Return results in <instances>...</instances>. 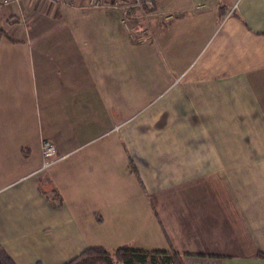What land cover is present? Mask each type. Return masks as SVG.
Listing matches in <instances>:
<instances>
[{"label": "crops", "instance_id": "1", "mask_svg": "<svg viewBox=\"0 0 264 264\" xmlns=\"http://www.w3.org/2000/svg\"><path fill=\"white\" fill-rule=\"evenodd\" d=\"M153 1L172 16L145 37L119 9L0 5V246L17 264H66L96 222L114 248L264 264V0ZM45 139L60 160L43 170Z\"/></svg>", "mask_w": 264, "mask_h": 264}, {"label": "built area", "instance_id": "2", "mask_svg": "<svg viewBox=\"0 0 264 264\" xmlns=\"http://www.w3.org/2000/svg\"><path fill=\"white\" fill-rule=\"evenodd\" d=\"M40 3L63 4L79 8L119 9L123 15V25L136 37H145L147 31H150L148 17L151 14H159L166 18L172 16L169 13L164 14L161 10H158L153 0H0L1 6L17 5L20 8L33 7ZM203 6L204 4L201 2L196 4L197 9H201ZM132 22L135 25H139L138 28H133ZM41 154L43 160L42 169L50 167L58 160L56 158V146L48 139L42 141Z\"/></svg>", "mask_w": 264, "mask_h": 264}, {"label": "trees", "instance_id": "3", "mask_svg": "<svg viewBox=\"0 0 264 264\" xmlns=\"http://www.w3.org/2000/svg\"><path fill=\"white\" fill-rule=\"evenodd\" d=\"M242 21L248 26L244 19ZM4 33V30L0 26V39L4 36ZM189 255L198 254L184 253L181 255L174 249L170 251L157 249L147 250L122 246L115 250H110L104 246H90L66 264H159V260L164 264H170V262L175 263V258L181 259L182 257L180 256L187 257ZM256 255L264 259L263 251H258ZM0 264H17L1 246Z\"/></svg>", "mask_w": 264, "mask_h": 264}, {"label": "rangeland", "instance_id": "4", "mask_svg": "<svg viewBox=\"0 0 264 264\" xmlns=\"http://www.w3.org/2000/svg\"><path fill=\"white\" fill-rule=\"evenodd\" d=\"M69 18L71 19V20H73V23L72 24H74V23H79L80 21H81V18L80 17H78V18H76L74 15L73 16H69ZM43 19V18H42ZM49 20V19H48ZM55 20H58V18L57 19H55ZM54 19H52V21H55ZM37 22H38V20H36L34 23H32L31 22V20H28L27 19V17H25V20H23V23H25V26H27L28 27V29L32 32V30H33V27H35L36 25H37ZM71 24V25H72ZM70 25V26H71ZM57 151V150H56ZM56 158L58 159L54 164H56L59 160H60V158H59V156H58V153H57V155H56ZM42 163H43V160H42ZM53 164V165H54ZM53 165H51L50 167H52ZM43 170H45V169H43ZM152 219V221H154V219L153 218H151ZM89 232H92V235L90 236V239L88 240V243L90 244V243H95V244H98L97 246H104V247H106V248H108V249H110V250H115V249H117V248H119V247H122V246H119V247H117V248H114V247H112V243H109V242H107V241H104L103 240V236L107 239V240H109L107 237H110V234L111 233H114V229H113V227H108V226H106L104 223H101V222H96V223H94L93 224V226H91V228H89V230L87 231V235H88V233ZM106 235V236H105ZM138 242V240L137 239H134V240H131L130 242H128V243H123V244H128V245H132V246H138L139 244L137 243ZM135 244V245H134ZM124 246V245H123ZM124 247H127V246H124ZM129 247V246H128ZM195 254V253H194ZM199 255V254H198ZM180 257H182L181 259H178V258H175V263H173V262H170V264H192V261L195 259V258H187V257H184V256H180ZM197 259H199V258H197ZM192 260V261H191ZM160 261V263L159 264H164L161 260H159ZM62 263L64 264V262L62 261ZM206 263V262H205ZM204 262L202 263V262H199V261H197V260H194L193 261V264H205ZM149 264V263H148Z\"/></svg>", "mask_w": 264, "mask_h": 264}]
</instances>
